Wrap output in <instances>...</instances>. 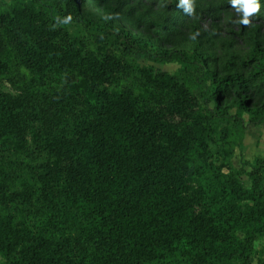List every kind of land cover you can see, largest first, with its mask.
<instances>
[{"label":"trees","instance_id":"16d2710c","mask_svg":"<svg viewBox=\"0 0 264 264\" xmlns=\"http://www.w3.org/2000/svg\"><path fill=\"white\" fill-rule=\"evenodd\" d=\"M1 82L0 264H264V0H0Z\"/></svg>","mask_w":264,"mask_h":264},{"label":"rangeland","instance_id":"374dc122","mask_svg":"<svg viewBox=\"0 0 264 264\" xmlns=\"http://www.w3.org/2000/svg\"><path fill=\"white\" fill-rule=\"evenodd\" d=\"M5 1L8 2L9 0ZM244 14L245 13L243 12H237L235 13V16H243ZM224 23H226V19L224 20ZM197 25L200 33H211L214 31V25L210 24V22H208L204 18L200 20L199 24ZM194 45H196L195 42L185 43L181 40L179 42H175L173 44V47L171 48L180 50L181 48H188ZM167 48L169 47L167 46ZM236 51L238 53H243V47L239 45L236 48ZM138 65L151 67L161 72H165L169 75H179L180 77L184 78L186 76V74L183 72V65L176 62L161 64L149 62L146 60H139ZM0 89L11 94L16 93V89L7 82H1ZM198 93V90H196L195 95L198 96ZM199 99L201 100L200 97ZM241 120L243 126L242 130L240 131L241 137L239 140H236L233 143L232 157L227 160V164L231 168L240 169L243 167L245 171H248V167L245 165V163L251 164L253 163V160L255 158H264V122L258 127H253L251 125H248L247 117L245 115H242ZM241 181L245 186H248V180L246 177H242ZM263 244L264 243L262 241H258L255 245L256 251H259L262 248ZM255 258L256 257L253 258V263H256Z\"/></svg>","mask_w":264,"mask_h":264}]
</instances>
